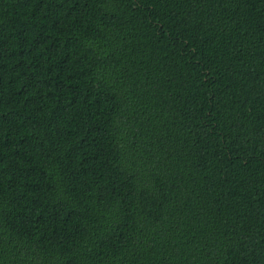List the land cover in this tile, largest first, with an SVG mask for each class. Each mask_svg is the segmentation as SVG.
<instances>
[{
	"label": "trees",
	"instance_id": "1",
	"mask_svg": "<svg viewBox=\"0 0 264 264\" xmlns=\"http://www.w3.org/2000/svg\"><path fill=\"white\" fill-rule=\"evenodd\" d=\"M0 264H264V0H0Z\"/></svg>",
	"mask_w": 264,
	"mask_h": 264
}]
</instances>
